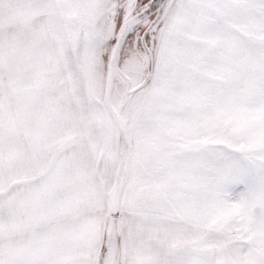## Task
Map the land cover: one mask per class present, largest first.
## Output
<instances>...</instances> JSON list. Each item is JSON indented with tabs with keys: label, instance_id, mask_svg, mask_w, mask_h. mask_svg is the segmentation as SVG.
I'll return each instance as SVG.
<instances>
[{
	"label": "snow or ice",
	"instance_id": "snow-or-ice-1",
	"mask_svg": "<svg viewBox=\"0 0 264 264\" xmlns=\"http://www.w3.org/2000/svg\"><path fill=\"white\" fill-rule=\"evenodd\" d=\"M0 264H264V0H0Z\"/></svg>",
	"mask_w": 264,
	"mask_h": 264
}]
</instances>
